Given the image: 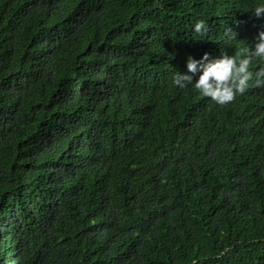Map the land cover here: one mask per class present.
<instances>
[{"label": "trees", "instance_id": "obj_1", "mask_svg": "<svg viewBox=\"0 0 264 264\" xmlns=\"http://www.w3.org/2000/svg\"><path fill=\"white\" fill-rule=\"evenodd\" d=\"M261 4L0 0V264H264V84L172 83Z\"/></svg>", "mask_w": 264, "mask_h": 264}, {"label": "clouds", "instance_id": "obj_2", "mask_svg": "<svg viewBox=\"0 0 264 264\" xmlns=\"http://www.w3.org/2000/svg\"><path fill=\"white\" fill-rule=\"evenodd\" d=\"M252 15L257 18L264 16V4L256 6ZM203 27L204 21L197 20L193 31L201 33ZM251 41L239 57L227 53L212 56L208 51H204L199 58L188 54L183 71L174 73L172 83L179 88L192 83L202 96L210 97L221 105L232 101L250 83L256 86L264 84V30H258ZM253 60L258 61L254 71L249 68Z\"/></svg>", "mask_w": 264, "mask_h": 264}]
</instances>
